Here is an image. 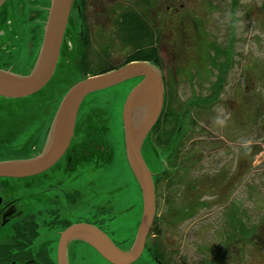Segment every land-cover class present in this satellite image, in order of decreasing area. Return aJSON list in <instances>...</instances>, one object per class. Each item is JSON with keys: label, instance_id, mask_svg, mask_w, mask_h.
<instances>
[{"label": "rangeland", "instance_id": "obj_1", "mask_svg": "<svg viewBox=\"0 0 264 264\" xmlns=\"http://www.w3.org/2000/svg\"><path fill=\"white\" fill-rule=\"evenodd\" d=\"M31 1L26 0V5L28 6ZM5 2L6 0L0 4V8ZM36 3L43 5L47 3L45 5L47 8L50 6V0H36ZM246 4L249 5L248 1ZM27 6L23 17L17 16V12L13 9L8 10L9 18L12 12L18 17L14 20L17 29L13 34L17 32L19 39H13V43H10L11 46L18 48L13 54L23 49L24 45L26 47L33 38L35 51L38 39L35 38V33L39 34L42 31L39 47L41 44L47 14L45 15V11L41 16L39 14L38 16L43 19L38 27L39 30L29 32L28 27L31 24L26 25L24 30L27 20H30L28 19L30 7L28 9ZM249 9L252 10L251 7ZM248 11L243 21L234 27L231 16L229 18L231 26L227 30L226 18L221 15L219 17L217 12H214L212 31L215 44L196 50L192 60L187 61L183 57L181 61H174V66L170 65L167 68V71H176V79L170 82V86L174 89L175 85L177 99L184 106L182 110L189 109L188 112L178 110L182 115L180 122L184 129L179 143L181 151L179 164L185 170L180 169V172L175 173L177 177L183 176L180 181L175 177L170 180L161 179V187L154 198V215L155 212L158 216L162 213L168 215L167 208L171 205H168L167 200L171 197L178 205L182 204L183 209L189 204L192 206L187 216L182 218L177 216L174 224L159 227L157 238L166 253L165 262L168 264H228V260L230 264H264V256L258 255L261 250L255 252L253 247L255 241L264 239V105L262 104L264 103V0L259 15L248 14ZM3 31L4 27L0 26V33ZM23 31L26 32L25 38L30 36L28 40L24 39ZM111 50L113 55H110L109 51L107 55L112 60L116 58L115 55L120 57L124 52L123 46L116 41H113ZM13 54L8 50L4 51L0 43V67L14 72L16 68L11 70L13 63L17 62L19 65L22 60L27 59H23L22 56L13 60V56H10ZM31 57L32 55L28 59ZM110 58L108 57L107 60L111 62ZM142 61L147 60L131 62ZM110 62H106V65H112L108 64ZM228 66L231 68L230 88L231 83L237 78V73L241 70L244 72L245 79L240 78V82H244L245 86L240 95L235 96L230 93L226 96L225 93H219L221 86L218 84L221 83L220 80L224 77ZM19 67L23 68L19 70H24L27 64ZM97 74L100 73L87 76ZM72 75L68 73L69 81ZM60 76L62 75L59 77L52 75L41 94L35 97L24 101H21V98L20 101L0 98L2 108L7 110L22 106L23 116L34 113L36 115L43 100L50 102L48 108L50 106L52 108L60 97L57 108L66 91L83 79L72 76L70 84L64 85L58 79ZM133 78L87 94L77 112L78 115L82 110L83 116L90 112L99 115L96 116L101 124L99 128H108L107 139L113 155L106 162L99 159L100 167H96L93 162H85L79 166L77 170H80L82 175L80 178H75L74 182L76 188L81 187L84 202L80 208L76 206L72 211L75 215L81 214L86 218H90L96 212L99 217H111V220H107L109 222L105 230L111 234L112 239L119 242L135 235L142 211L141 190L127 162L122 114L119 113L120 105L124 97L125 99L127 97L124 91L130 84L129 80ZM213 88L214 96L217 98L207 99ZM217 90L220 95L216 94ZM192 101L195 102V107L189 106ZM4 114V111H0L2 116L0 122L4 124V128L19 122V119L15 121L10 117H4ZM28 119L29 117H25L21 122L23 124H15L16 129H25ZM218 120L223 123H219ZM75 124L77 125L76 120ZM40 125L38 124L37 127ZM43 144L36 154L41 151ZM30 149L24 150L30 152ZM189 149L193 158L185 157ZM141 155L149 171L153 175L157 173L160 169L159 163L147 149H143L142 152V146ZM28 157L31 156L10 157L3 160ZM166 160L164 165L173 171L171 169L174 167ZM100 209L103 211L101 215ZM171 217L172 215L169 216V220ZM245 231L250 232L248 238L245 237ZM80 247L79 252L77 251L78 258H70V264H109L94 248L86 245ZM131 264H159V262L145 250Z\"/></svg>", "mask_w": 264, "mask_h": 264}, {"label": "flooded vegetation", "instance_id": "obj_2", "mask_svg": "<svg viewBox=\"0 0 264 264\" xmlns=\"http://www.w3.org/2000/svg\"><path fill=\"white\" fill-rule=\"evenodd\" d=\"M25 1L6 0L5 5L0 8V26L4 27V31L0 33L1 48L11 54L18 48L10 43H13V39H19L17 32L13 34L17 29L14 20L18 19L17 16H24L27 6ZM27 7H30V20H27L24 30L26 25L31 24L28 31L37 32L43 22L40 16L48 8L42 3H36V0H32ZM261 7L262 0H71L58 61L61 60L67 66H93L101 63L102 59L107 64L106 62H110L107 60L110 58L107 52L113 55V41L121 44L124 50L120 57L115 55L114 60L110 58L112 61L108 64L117 67L126 64L128 56L136 51L157 50L163 89L160 117L167 112L169 96L173 93L178 96L176 89L173 92L170 88V82L176 79V71H167L168 66H174V61H181L183 57L187 61L192 60L196 50L215 44L212 31L213 13L217 12L219 17L221 15L226 18L227 30L231 26V16L234 27L243 21L248 9V14L256 16L261 13ZM10 9L17 12V16L12 12L9 18ZM23 32L24 39L28 40L30 36L25 38L26 32ZM37 37L38 34L35 33V38ZM33 41L34 38L26 47L24 45L23 49L10 55L13 60L22 56L23 59L27 58L19 65L14 62L11 70L23 69L19 66L28 63L29 56L34 53ZM230 72L231 68L228 66L221 83L218 84L221 86L219 93H225L226 96L230 93L240 95L245 86L244 82H240V78L245 79L244 72L241 70L237 73L238 79L231 83V88ZM140 79L142 77L129 80L130 84L124 95L127 96ZM212 90L207 99H214V88ZM219 93L217 90L216 94ZM124 99L120 105V115ZM82 112L81 110L77 115L74 136L53 166L28 177H0V264H58L60 233L75 223L91 224L116 243L111 234L101 227L99 216L86 218L81 214L75 215L72 211L76 206L80 208L84 202L83 191L80 186L75 187L74 179L82 175L77 170L80 163H76V153L86 141L82 140L80 131L77 132L76 128H79L81 121H84V130L85 125L92 129H99L101 126L93 113H85L83 116ZM4 147L5 128L0 122V161L4 159ZM68 149L71 151L68 152ZM75 244L90 246L78 238L69 241L65 249L66 264H70L69 259L76 255ZM253 247L255 252L261 250L258 255L264 256V239L255 241Z\"/></svg>", "mask_w": 264, "mask_h": 264}, {"label": "water", "instance_id": "obj_3", "mask_svg": "<svg viewBox=\"0 0 264 264\" xmlns=\"http://www.w3.org/2000/svg\"><path fill=\"white\" fill-rule=\"evenodd\" d=\"M4 0H0V4ZM71 0H50L44 22L41 44L35 62L26 74L0 69V96L19 99L41 90L51 79L59 57ZM141 76V81L128 93L122 108L125 154L128 165L142 195V211L131 246L120 249L99 228L88 223H75L60 233L58 264L65 263V249L69 241L78 238L94 248L111 264H131L145 246L154 218L155 189L152 173L141 155L142 143L156 122L163 102L162 75L150 62H129L118 68L83 78L73 84L61 98L53 115L41 151L28 158L0 161V177H28L51 167L65 152L73 136L75 120L83 98L127 79ZM139 102H149L144 121L134 120L133 110Z\"/></svg>", "mask_w": 264, "mask_h": 264}, {"label": "trees", "instance_id": "obj_4", "mask_svg": "<svg viewBox=\"0 0 264 264\" xmlns=\"http://www.w3.org/2000/svg\"><path fill=\"white\" fill-rule=\"evenodd\" d=\"M46 14L47 12L45 13V15ZM41 34H42V31L41 33L38 34V39L36 43L37 46L35 48L33 56L27 60L28 61L27 68L24 70H13L14 72L25 74L30 71V69L32 68L34 64L35 57L38 51ZM157 59H158L157 50H154V49H150L148 51L140 50V51H136L133 54L129 55L125 63L131 60H147L159 66ZM62 63L63 62H61V60L58 61L53 77L56 75L57 77H59V75H62L60 76L61 79L60 78L58 79L60 83L64 85H67L68 83L70 84L72 76H76L82 79L86 77L87 75L103 73V72H106L108 70H111L117 67L113 65H106L103 60L101 61V63H98L93 66H72V67L66 66L65 67ZM0 68L7 69L5 67H0ZM69 72L73 74L70 77V81L68 79ZM170 88L174 92L175 85H174V89H172L171 86ZM43 89L44 88H42L37 93L30 95L28 97L21 98L20 100L24 101L25 99L35 97L38 94H41ZM173 94L170 95L169 98L167 99V102H168L167 112L164 113L163 116L159 117V119L156 121V123L154 124V126L152 127L148 135L145 137L143 144H142V152H143V149L144 150L147 149L152 154L153 158L159 163L160 169L157 173H154L153 175V183H154L156 196L158 194V189L161 187L160 185L161 179L170 180V179H174L175 177L178 181H180L182 180L181 178L183 176L177 177L175 173L180 172L179 171L180 169L185 170L183 166L179 164V158L181 156L179 143H180V137L182 136V132L184 129L180 122L182 121V115H180L181 114L180 112L178 113V110L179 109L182 110L184 106L179 103L177 97L174 96ZM0 98H4V97L0 96ZM214 98H216V96H214ZM4 99L20 101L19 99H11V98H4ZM59 99L57 100L56 104L52 108L51 106L50 108H48L50 105V102L43 100L41 108L36 113V115L34 113V114H28V115L26 114L25 116H23V112L21 108L22 106L18 108H13V109L7 108V110L6 109L4 110L0 103V111L5 112L4 117L6 118L10 117L13 120L15 119V121L19 119V122L15 123L16 125L21 123L25 117H29V119L26 121L28 124L25 125L26 126L25 129H22V128L16 129L15 124H12L8 126L7 128H5V147H4V154L2 158L6 159L10 157L16 158V157H23V156L24 157L32 156L36 154L37 151L40 150L43 144V141L45 139V135L48 130V125L51 121V118L56 109V105ZM195 105H196L195 102L192 101V103L189 106L195 107ZM176 108H178L177 111H176ZM182 111L188 112L189 109L187 110L185 109ZM95 116H99V115L96 114ZM83 122L84 121H81V124L79 128L78 127L76 128V131L77 132L78 130L80 131L82 140H85L86 142L82 146H80V151L76 153L78 155V158L76 159V163L77 164L80 163V165H83V163L85 162L87 163L93 162L94 165L96 164V167H100L101 165L99 164V159H102L103 162H106V161H109L113 155L110 142L107 139V131L106 129H103V128L92 129L91 126H88V125H85V130H84ZM38 124H41L40 127H37ZM72 146H75V145H72ZM96 146H97V149H95ZM25 148H29V149L31 148L30 152L25 151L24 150ZM70 149H68V152L71 151ZM191 156H192L191 149H189L186 151L185 157L191 158ZM164 160H166L168 164L170 163V165L174 167V169H171L173 171H170L169 168L164 165ZM139 197L141 198L140 195ZM167 201H169L168 205H171L169 208H167L168 215H165L164 213H162L160 216H158L155 212L152 226L146 237L145 246L143 249V251L146 250L150 255H152L155 259H157L159 264H168L167 262H165L166 253L163 249L161 242H159L157 238V236L159 235V232H158V230L160 229L159 227L161 226L164 227L165 225L168 226L169 224L170 225L174 224L175 218L177 216H180L181 218L187 216V214L189 213L192 207L191 204H189V206L186 209H183L182 204L178 205V203L172 197L168 198ZM172 202H174V204ZM156 207H157V203H156ZM100 213H103L101 209H100L99 214ZM95 214L92 215L91 217L94 218L95 216H98L97 212ZM171 215L172 217L169 220V216ZM107 220H111V217H100L99 222H100L101 227L106 228L107 222H109ZM249 233L250 232L245 231L244 232L245 237L248 238V236H250ZM133 238H134V235H132L128 239L123 240L126 243H123V241L121 242L116 241L115 244L116 245L118 244L117 246L123 249H128L132 244ZM120 244L122 246H120ZM80 246H82V244L74 245V252L76 253V255L74 254L73 259L78 258V252H79L78 249L81 248Z\"/></svg>", "mask_w": 264, "mask_h": 264}, {"label": "bare ground", "instance_id": "obj_5", "mask_svg": "<svg viewBox=\"0 0 264 264\" xmlns=\"http://www.w3.org/2000/svg\"><path fill=\"white\" fill-rule=\"evenodd\" d=\"M149 108H150L149 102H139L137 104V107H135V109L133 110L135 122L140 123V122L144 121L145 117H147V115H148Z\"/></svg>", "mask_w": 264, "mask_h": 264}, {"label": "clouds", "instance_id": "obj_6", "mask_svg": "<svg viewBox=\"0 0 264 264\" xmlns=\"http://www.w3.org/2000/svg\"><path fill=\"white\" fill-rule=\"evenodd\" d=\"M218 122H219V123H223V121H221V120H218Z\"/></svg>", "mask_w": 264, "mask_h": 264}]
</instances>
